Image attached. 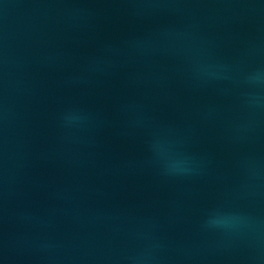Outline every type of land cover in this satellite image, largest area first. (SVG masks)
Segmentation results:
<instances>
[{
  "label": "water",
  "instance_id": "95a60500",
  "mask_svg": "<svg viewBox=\"0 0 264 264\" xmlns=\"http://www.w3.org/2000/svg\"><path fill=\"white\" fill-rule=\"evenodd\" d=\"M0 264H264V0H0Z\"/></svg>",
  "mask_w": 264,
  "mask_h": 264
}]
</instances>
